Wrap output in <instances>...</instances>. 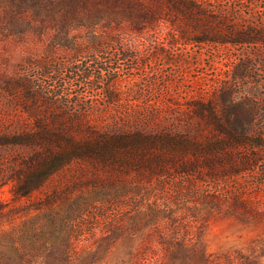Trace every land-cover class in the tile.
Here are the masks:
<instances>
[{
    "label": "rangeland",
    "instance_id": "1",
    "mask_svg": "<svg viewBox=\"0 0 264 264\" xmlns=\"http://www.w3.org/2000/svg\"><path fill=\"white\" fill-rule=\"evenodd\" d=\"M191 1L202 16L174 13L167 0H0V138L41 128L82 142L91 134L204 136L209 127L196 110L208 102L221 117L238 105L242 115L256 116L254 130L264 132V43L189 41L202 38L204 23L264 32V0ZM98 43L109 46L94 50ZM20 80L28 84L23 90L6 88ZM33 153L29 146H0V207L6 211L72 185L73 173L65 170L45 191L15 203V172ZM259 153L263 160L252 171L204 190L240 197L243 207L206 211L192 203L139 226L125 221L91 239L56 243L0 264H264V150ZM81 167L83 181L112 176L88 163ZM150 178L142 179L150 183L141 189L96 184L71 195L184 192L175 189L183 185L180 177ZM18 212L2 218V228L34 215Z\"/></svg>",
    "mask_w": 264,
    "mask_h": 264
},
{
    "label": "trees",
    "instance_id": "2",
    "mask_svg": "<svg viewBox=\"0 0 264 264\" xmlns=\"http://www.w3.org/2000/svg\"><path fill=\"white\" fill-rule=\"evenodd\" d=\"M167 4L171 11L187 18L203 15L191 0H167ZM202 27V38L185 39L197 43L234 45L264 43V32L253 29L234 30L224 23L222 28L206 23ZM95 45L94 50L109 46L106 43ZM241 77L244 76H236L238 79ZM27 86L20 80L17 86L11 88L9 85L6 88L10 91L23 90ZM228 101L227 98L223 100L224 103ZM237 107H228L221 117L215 113L213 102L200 104L196 110L197 116L205 127H209L208 134L204 136L166 135V138H160L91 134L89 139L82 142L41 128L31 136L0 138V146H29L34 150L30 159L24 160L15 172L12 190L15 203L30 200L35 193L45 191L53 179L61 176L65 170L73 173L70 187L52 188L45 197L28 207L9 211L0 207V261L33 255L56 243L91 239L101 229L125 221L129 226H139L192 203H199L198 207L206 211L245 206L247 203L240 197L225 198L204 192L206 188H217L240 174L252 171L263 160L259 152L264 150V132L254 130V126H259L255 115H242ZM83 163H88L96 171L108 169L112 176L83 181ZM74 168H79V172ZM113 172H118L119 176H114ZM133 174L134 178L129 179ZM163 175L184 180L182 187L177 185L175 188L184 192L166 197L137 194L71 195L72 190L90 188L96 184H100L104 190L131 189L134 184V189H141L144 184L150 183V180L142 179ZM196 190L203 192L196 194ZM20 210L25 217L32 212L34 215L10 229L2 228V218L15 216Z\"/></svg>",
    "mask_w": 264,
    "mask_h": 264
}]
</instances>
